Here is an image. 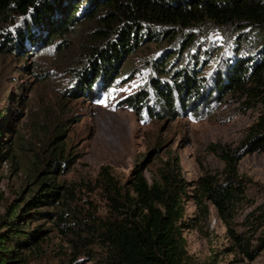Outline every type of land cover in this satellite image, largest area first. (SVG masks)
Instances as JSON below:
<instances>
[{"label":"rangeland","instance_id":"1","mask_svg":"<svg viewBox=\"0 0 264 264\" xmlns=\"http://www.w3.org/2000/svg\"><path fill=\"white\" fill-rule=\"evenodd\" d=\"M98 28L96 20L81 18L66 37V52L55 47H26L32 52L22 57L0 51V152L6 155L0 162V238L8 235L10 212L38 193L44 178L56 176L62 191L72 192V200L67 199L66 206L55 203L58 215L65 216L58 225L27 218L26 223L31 221L27 232L40 224H45L47 232L37 237L34 249L25 252L23 264H65L68 260L103 264L105 250L92 241L85 228L109 215L99 182L102 168L108 167L125 184L132 172L142 167L152 184L163 164L179 157L188 183L184 206L191 225L184 237L195 264H264V150L247 154L242 148L259 123L263 104L242 93H215L217 69L221 60L229 57L226 52L234 55L235 44L212 27L207 40L184 53L178 69H189L194 63L192 55L201 61L202 52L211 50L208 67L203 64L197 70L205 78L204 98L184 109L176 95V118L172 114L164 117L150 87L159 79L153 64L164 50L178 48L180 41L170 45L165 39L158 44L144 43L120 61L109 85L101 80L96 83L97 96L93 98L77 94V90L82 76L91 77L89 55L101 46L95 37ZM162 80L171 83L169 78ZM143 93L149 97L142 112L128 106L130 99ZM149 107L163 118H153ZM59 147L69 161L61 174L53 175L50 159ZM223 153L245 155L238 164L240 181L236 182L244 196L235 208L230 229L249 240L250 250L255 251L252 258L243 252L209 200H202L207 215L201 214L198 205L202 178L211 177L221 184L228 177ZM77 234H82L81 240Z\"/></svg>","mask_w":264,"mask_h":264},{"label":"trees","instance_id":"2","mask_svg":"<svg viewBox=\"0 0 264 264\" xmlns=\"http://www.w3.org/2000/svg\"><path fill=\"white\" fill-rule=\"evenodd\" d=\"M81 18L96 20L99 28L95 37L101 42L89 55L91 77L80 79L77 94L82 96L95 98L96 83L101 80L109 85L120 61L133 55L144 43L158 44L165 39L170 45L180 41L178 48L164 50L154 62L159 79L153 80L150 86L162 106V115L172 114L173 118H176V95L184 109L204 98L201 96L205 91V78L197 70L203 64L208 67L211 50L202 52L201 61L192 55L194 63L189 69H178L177 63L185 59L184 53L193 50L196 43L208 39L209 32L214 30L212 27L219 28L221 36L234 43L235 48L234 55L226 52L229 57L221 60L215 93H242L254 102H262L259 123L242 148L247 149V154L264 150V89L261 88L264 84V0H0V51L22 57H28L32 48L55 47L58 52H66V37ZM230 28L233 30L228 31ZM26 47L31 51L27 52ZM173 59H177L176 62H171ZM77 75L80 77L81 73ZM167 78L171 83L165 84L162 80ZM148 97V93L138 94L129 100L128 106L142 112ZM149 111L153 118H163L151 107ZM56 150L54 158L50 159L53 175L61 174L60 170L66 169L69 161L64 159L61 147ZM5 156L0 152V162ZM244 156L243 153H223L221 158L228 167L227 179L220 184L211 177L202 178L197 191L201 214L209 212L202 201L207 199L231 233L235 208L244 196L240 185H236L240 181L238 164ZM99 182L109 215L105 220L86 224L85 228L93 237L92 241L105 250L103 264H195L184 237L191 225L186 220L184 206L188 183L182 175L179 157L166 161L152 184L142 167H137L125 184L108 167H103ZM40 188L10 212L6 225L8 235L0 238V264L26 262L25 252L34 249L37 237L47 232L45 224L27 232L26 229L31 228V221L26 223L28 217H32V222L48 221L57 225L65 217L58 215L55 203L66 206L67 199L72 200V192L62 191L56 176L44 178ZM81 235L77 234L79 240ZM231 235L252 258L255 251L250 250L249 240ZM65 264L77 262L68 260Z\"/></svg>","mask_w":264,"mask_h":264}]
</instances>
